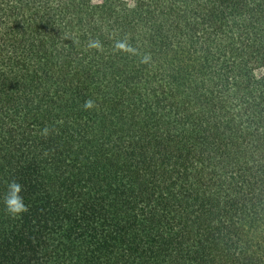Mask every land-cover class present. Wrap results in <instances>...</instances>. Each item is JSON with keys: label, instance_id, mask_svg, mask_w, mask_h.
<instances>
[{"label": "trees", "instance_id": "16d2710c", "mask_svg": "<svg viewBox=\"0 0 264 264\" xmlns=\"http://www.w3.org/2000/svg\"><path fill=\"white\" fill-rule=\"evenodd\" d=\"M0 264H264V0H0Z\"/></svg>", "mask_w": 264, "mask_h": 264}, {"label": "clouds", "instance_id": "9594fccd", "mask_svg": "<svg viewBox=\"0 0 264 264\" xmlns=\"http://www.w3.org/2000/svg\"><path fill=\"white\" fill-rule=\"evenodd\" d=\"M94 106L91 100L85 101L84 107L90 109ZM8 193L3 198L4 209L7 214L13 218L20 217L28 211V206L25 203L24 197L21 195L23 186L16 181H10L7 185Z\"/></svg>", "mask_w": 264, "mask_h": 264}, {"label": "rangeland", "instance_id": "374dc122", "mask_svg": "<svg viewBox=\"0 0 264 264\" xmlns=\"http://www.w3.org/2000/svg\"><path fill=\"white\" fill-rule=\"evenodd\" d=\"M96 2H98V0H95Z\"/></svg>", "mask_w": 264, "mask_h": 264}]
</instances>
